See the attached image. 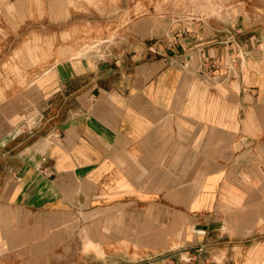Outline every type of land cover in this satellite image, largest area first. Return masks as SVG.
Segmentation results:
<instances>
[{"label":"crops","instance_id":"0c3cea01","mask_svg":"<svg viewBox=\"0 0 264 264\" xmlns=\"http://www.w3.org/2000/svg\"><path fill=\"white\" fill-rule=\"evenodd\" d=\"M132 30L0 101V264H264V0Z\"/></svg>","mask_w":264,"mask_h":264},{"label":"rangeland","instance_id":"374dc122","mask_svg":"<svg viewBox=\"0 0 264 264\" xmlns=\"http://www.w3.org/2000/svg\"><path fill=\"white\" fill-rule=\"evenodd\" d=\"M243 1L16 0L14 4L7 3L0 8V101L18 92L24 82L34 81L73 54L83 60L120 55L137 20L220 18ZM78 251L90 260V250Z\"/></svg>","mask_w":264,"mask_h":264},{"label":"built area","instance_id":"2783aa9c","mask_svg":"<svg viewBox=\"0 0 264 264\" xmlns=\"http://www.w3.org/2000/svg\"><path fill=\"white\" fill-rule=\"evenodd\" d=\"M200 249V248H199Z\"/></svg>","mask_w":264,"mask_h":264}]
</instances>
